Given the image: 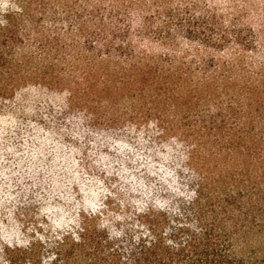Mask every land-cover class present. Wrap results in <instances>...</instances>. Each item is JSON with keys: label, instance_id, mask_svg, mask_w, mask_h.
<instances>
[{"label": "trees", "instance_id": "trees-1", "mask_svg": "<svg viewBox=\"0 0 264 264\" xmlns=\"http://www.w3.org/2000/svg\"><path fill=\"white\" fill-rule=\"evenodd\" d=\"M172 5L0 0V264H264V62Z\"/></svg>", "mask_w": 264, "mask_h": 264}, {"label": "rangeland", "instance_id": "rangeland-1", "mask_svg": "<svg viewBox=\"0 0 264 264\" xmlns=\"http://www.w3.org/2000/svg\"><path fill=\"white\" fill-rule=\"evenodd\" d=\"M173 7L187 8L186 15L193 16L197 11H206L208 15H215L217 21L227 23L233 21L239 23V29L242 31L244 41H250L248 47H254V50L248 51L245 55L248 60L253 62H264V0H169ZM180 3V4H179ZM198 15V14H196ZM138 22V20L135 18ZM136 21L134 22L136 24ZM175 21L171 22L173 26ZM200 38H205L200 35ZM248 43V42H245ZM181 47L190 48V55L194 44L186 40H179ZM191 46V47H188ZM224 47V46H223ZM231 47V46H230ZM151 53H163L167 50L157 43L147 41L145 47ZM230 48L225 46L224 50L212 51L216 57L228 59Z\"/></svg>", "mask_w": 264, "mask_h": 264}]
</instances>
